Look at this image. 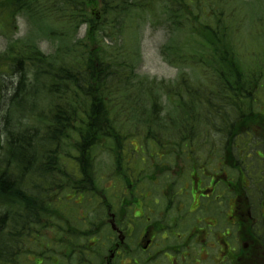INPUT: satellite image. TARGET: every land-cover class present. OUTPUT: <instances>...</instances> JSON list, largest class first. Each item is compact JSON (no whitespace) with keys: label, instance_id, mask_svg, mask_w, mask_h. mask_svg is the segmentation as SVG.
Returning a JSON list of instances; mask_svg holds the SVG:
<instances>
[{"label":"trees","instance_id":"16d2710c","mask_svg":"<svg viewBox=\"0 0 264 264\" xmlns=\"http://www.w3.org/2000/svg\"><path fill=\"white\" fill-rule=\"evenodd\" d=\"M19 17L32 31L0 53V100L8 82L19 75L16 88L8 90L14 93L5 110L6 144H0V264H16V249L27 243L26 228L41 223L49 205L40 183L47 182V167L60 169L55 160L63 138L76 136L73 148L79 154L75 171L80 179L74 172L67 178L89 191L95 186L91 163L96 145L111 142L120 162L123 143L138 131L154 138L169 122H194L201 129L202 123L223 117L222 97L209 92H230L238 100V92L264 88V0H0L4 36L17 31ZM144 25L164 31L163 59L184 69L176 82L137 77ZM38 35L52 42L53 53L41 50ZM39 92L52 99V125L30 145L27 131L16 139V126L25 115L20 103L30 96L36 102ZM148 92H165L174 110L164 112L157 102L162 96ZM146 95L153 100L151 109L143 108ZM33 114L35 109L29 111ZM24 161L29 166L21 170ZM34 170L42 171L30 179ZM89 262L85 252L84 264Z\"/></svg>","mask_w":264,"mask_h":264},{"label":"flooded vegetation","instance_id":"af4514ba","mask_svg":"<svg viewBox=\"0 0 264 264\" xmlns=\"http://www.w3.org/2000/svg\"><path fill=\"white\" fill-rule=\"evenodd\" d=\"M248 136L242 148L227 137L220 152L208 142L198 146L193 137L176 138L157 158L152 153L151 162L142 160L150 164L147 169L138 174L131 169L126 185L104 189L113 194L93 186L97 219L101 223L106 215L111 229L110 254L115 258L110 264L122 251L125 264H264V240L257 237L254 216L259 203L264 219V190L256 200V160L252 154L242 159L243 152L260 144ZM213 161L216 168L211 170ZM65 177L64 171L60 178L50 176L47 190L63 189ZM47 205L41 223L26 228L27 238L44 236L46 263L84 264V232L70 224L63 196Z\"/></svg>","mask_w":264,"mask_h":264},{"label":"rangeland","instance_id":"374dc122","mask_svg":"<svg viewBox=\"0 0 264 264\" xmlns=\"http://www.w3.org/2000/svg\"><path fill=\"white\" fill-rule=\"evenodd\" d=\"M247 6V5H245ZM249 26V25H248ZM247 26V29H248ZM144 30L140 33L139 36V52L141 54V61L137 65V77L140 80L146 81V78L149 79L148 82H167V83H174L179 79L180 71H184V69L181 68H174L170 66L162 57L161 50L163 46L166 44V35L164 31H156L151 28H149V25H144ZM32 31L31 25H28L25 21V18L21 17L18 19L17 22V31L14 29V34L11 36H4L0 32V53H5L8 49L9 43L13 40L16 41L18 39H22L23 37H26L28 33ZM85 33V27L82 28L80 38L84 36ZM142 41H141V36ZM245 42H247V33H244ZM37 43L41 50L45 54H51L53 52V45L52 42H50L46 36L38 35L36 37ZM137 49L134 48V50ZM181 69V70H180ZM13 78V77H12ZM145 79V80H144ZM19 80V75H16V78H13V82H8L7 88L4 89L3 93V100H0V144H6V118H5V110L6 106L9 103V98L13 95L12 90L9 92L8 90L10 88H16V84ZM147 93V92H145ZM150 95H156V96H162L157 99V102H159V105L162 106V109L164 112H172L174 110L169 96L166 95L165 92H148ZM176 92H174L175 94ZM37 95L34 97L35 101L30 97L24 98L23 102L20 103V109H23L24 112L21 113L25 114L22 115V123H20L18 126H16V139L18 137L19 133H22L21 130L25 131L27 130V137L29 138L28 142L36 144V137L37 135H45L46 130L49 126L52 125V114H51V108L52 106V99L51 97H46L43 92L36 93ZM146 104L143 107L144 109H151L153 100H150V96H145ZM139 107L142 108V104L139 103ZM264 109V100H262V103H260L256 109ZM31 109H35L36 115L33 114V116L29 115V111ZM42 113V114H40ZM177 116L179 114H176ZM28 116V117H27ZM146 116V115H145ZM41 118L44 119L45 122H41ZM166 120H169V116L166 117ZM264 121V120H263ZM30 132L28 133V131ZM214 132L220 136V133L217 132V129L214 128ZM25 134V133H23ZM34 134V136H33ZM219 136H214V138H219ZM146 135L138 131L135 135V137H132V139L128 140L127 142L123 143V150H120V152L123 151L125 154L128 150L132 152L135 156H130L128 158L132 159L131 169L133 171H138L136 166L133 164V160L137 164H144L143 163V156L145 154L143 153H136L134 149L140 150V147L142 146L146 152L149 150L147 149L149 145L147 144V139L145 138ZM160 138L166 139L167 136L164 131L161 132ZM214 138H207V142H211L217 147L220 146V140H216ZM205 139V138H204ZM205 141V142H206ZM77 142V137L74 136L72 139L68 140V137L63 138L61 146H58L59 152H57L55 164L57 167H59L62 172L64 170L68 171V174L70 172H75V169L78 167V162L76 160L77 157H79V154L77 150H75L74 144ZM204 142V140L202 141ZM44 147L46 148L48 146L47 142H43ZM113 145L111 142L107 141L105 143H102L100 145H96L92 150V163H91V169L94 171V180L95 185L99 187V189L104 193V189L108 187L109 184H115L117 186L126 185L127 181V169H126V163H123V161L119 162L117 164L116 161V154L114 152V149L112 148ZM155 147V146H154ZM40 148V146H39ZM56 147H54V150ZM57 149V151H58ZM251 150H255L252 148ZM137 155V156H136ZM155 155L157 156V152H155ZM43 156L45 157L44 153ZM36 159H38L36 157ZM67 160V161H66ZM45 162V159H44ZM66 162V164H65ZM147 162H150V159H147ZM34 163H38L37 160ZM150 165L147 163V165H144V169H147V166ZM29 166L28 161L22 162L21 170L24 168H27ZM260 164L258 161L255 162V169L257 170ZM117 167H120V170L117 169ZM20 170V171H21ZM122 172L124 173V176H118L117 173ZM76 173V172H75ZM36 174V171L32 174L34 177ZM76 175L79 177V175L76 173ZM126 177V179L124 178ZM65 179V191L68 193L69 197L72 196V186L73 184H70L67 177ZM117 190L121 191L122 189L117 188ZM108 195L113 194L112 192L105 191ZM259 194L256 192L255 197L257 198ZM112 202V200H110ZM98 200L97 198H92L91 195H87L85 198L78 197L70 198L67 201L66 207L68 211V215L72 220V225L77 226L82 231L86 232V230H89L90 228L95 229L100 228L101 223H99L100 220L97 219V212H98ZM254 216L257 218V224L256 228L259 233V238L261 240L264 239L263 234V225L261 222L262 212L260 207L254 208ZM102 218H105V215H102ZM44 234V231H42ZM99 240L97 241L96 250H92L91 253L95 252L96 257H92L95 264L99 263L98 256L102 252H105V249H109L111 243L109 240V227L104 228V230L101 232V234L98 236ZM93 243L91 239L86 238V247H92ZM102 243V247L99 248L98 244ZM132 241H130V244H135ZM45 239L43 237H39L37 246L34 243L27 242L26 250L28 253L27 255H24L21 257L23 264H36L34 262V259H32L34 256H36L42 247H44ZM107 253V251H106ZM105 253V254H106ZM139 257H142L141 253H138ZM126 254L122 253L117 256L115 260V264H125L127 262ZM45 263V262H44ZM47 264V263H45Z\"/></svg>","mask_w":264,"mask_h":264}]
</instances>
